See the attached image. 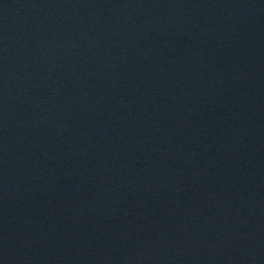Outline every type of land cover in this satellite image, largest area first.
Here are the masks:
<instances>
[{
	"label": "water",
	"instance_id": "obj_1",
	"mask_svg": "<svg viewBox=\"0 0 264 264\" xmlns=\"http://www.w3.org/2000/svg\"><path fill=\"white\" fill-rule=\"evenodd\" d=\"M261 234L264 0H0V264Z\"/></svg>",
	"mask_w": 264,
	"mask_h": 264
}]
</instances>
